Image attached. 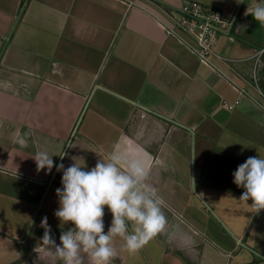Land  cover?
Listing matches in <instances>:
<instances>
[{
    "label": "crops",
    "instance_id": "obj_1",
    "mask_svg": "<svg viewBox=\"0 0 264 264\" xmlns=\"http://www.w3.org/2000/svg\"><path fill=\"white\" fill-rule=\"evenodd\" d=\"M186 1L231 21L215 47L221 73L155 19ZM253 3L0 0V264L40 253L43 217L57 243L72 226L54 215L62 173L39 169L38 152L88 168L119 153L150 170L167 225L132 253L114 237L111 264H264V209L239 200L231 175L264 157V102L244 78L264 49V24L245 14ZM103 219L107 231V207Z\"/></svg>",
    "mask_w": 264,
    "mask_h": 264
},
{
    "label": "clouds",
    "instance_id": "obj_2",
    "mask_svg": "<svg viewBox=\"0 0 264 264\" xmlns=\"http://www.w3.org/2000/svg\"><path fill=\"white\" fill-rule=\"evenodd\" d=\"M245 14L264 24V0H254ZM17 139L22 146L26 145L23 134ZM52 156L38 152L33 158L39 169L50 173L55 167L62 173L61 186L55 190L58 208L54 215L61 225L71 222L72 226L61 232L57 243L47 217L40 222L44 228V251L58 257L62 264H82V250L88 253L91 264H111L116 254L112 246L114 237H121L123 249L132 253L165 229L166 202L149 182L150 170L141 159L109 153L88 168L84 161L65 167L55 163ZM231 175L233 183L243 189L239 200L246 204L251 200L250 207L256 213L264 209V157H248ZM105 207L112 216L107 231Z\"/></svg>",
    "mask_w": 264,
    "mask_h": 264
},
{
    "label": "built area",
    "instance_id": "obj_3",
    "mask_svg": "<svg viewBox=\"0 0 264 264\" xmlns=\"http://www.w3.org/2000/svg\"><path fill=\"white\" fill-rule=\"evenodd\" d=\"M168 13V21L155 16L166 35L174 37L183 44L200 63L221 73L214 62V58L218 57L215 47L219 36L230 31L231 21L227 20L220 10L204 6L197 1H186L178 10ZM253 59L251 74L253 86L258 90L264 102V94L256 78L258 72L264 69V49L259 50ZM224 76L240 94H246L237 81ZM237 78L242 79L239 76ZM260 107L264 111V104H260Z\"/></svg>",
    "mask_w": 264,
    "mask_h": 264
},
{
    "label": "rangeland",
    "instance_id": "obj_4",
    "mask_svg": "<svg viewBox=\"0 0 264 264\" xmlns=\"http://www.w3.org/2000/svg\"><path fill=\"white\" fill-rule=\"evenodd\" d=\"M249 72H250V74L247 75L248 78L247 77H244V78L246 79L247 82L254 84L253 80H252V76H251L252 68ZM260 73H261V70L258 72V75L256 76L258 83H259V77H260L259 74ZM260 99H262V98L260 97ZM39 256L41 259L39 258ZM81 256H82V264H87L88 253L86 251L82 250ZM55 259H57V260H55ZM25 263L26 264H62V261L58 257H55V256L45 252L44 249L42 248V250L40 251L39 254L36 255V254L32 253L31 255H28V258L25 260Z\"/></svg>",
    "mask_w": 264,
    "mask_h": 264
},
{
    "label": "trees",
    "instance_id": "obj_5",
    "mask_svg": "<svg viewBox=\"0 0 264 264\" xmlns=\"http://www.w3.org/2000/svg\"><path fill=\"white\" fill-rule=\"evenodd\" d=\"M24 9H25V8H23V10H24ZM23 10H22L21 12H23ZM21 12H20V14H21ZM263 74H264V69L261 70V75H262V78H263V79H259L258 86H259V88L261 89L262 93L264 94V76H263Z\"/></svg>",
    "mask_w": 264,
    "mask_h": 264
}]
</instances>
